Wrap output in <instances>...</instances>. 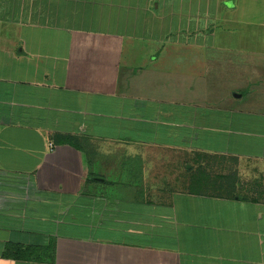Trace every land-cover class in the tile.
<instances>
[{
    "label": "crops",
    "instance_id": "obj_1",
    "mask_svg": "<svg viewBox=\"0 0 264 264\" xmlns=\"http://www.w3.org/2000/svg\"><path fill=\"white\" fill-rule=\"evenodd\" d=\"M255 1L0 0V264H264Z\"/></svg>",
    "mask_w": 264,
    "mask_h": 264
},
{
    "label": "rangeland",
    "instance_id": "obj_2",
    "mask_svg": "<svg viewBox=\"0 0 264 264\" xmlns=\"http://www.w3.org/2000/svg\"><path fill=\"white\" fill-rule=\"evenodd\" d=\"M247 3H249V1ZM243 4H245V3H243ZM262 4H263V2L262 1H259V0L258 1H255L254 3H251L252 6L250 5V7H251L249 9L250 12L253 13L254 12L253 10L254 9L257 10V8H260L259 6L262 5ZM229 62H233V61H229Z\"/></svg>",
    "mask_w": 264,
    "mask_h": 264
},
{
    "label": "trees",
    "instance_id": "obj_3",
    "mask_svg": "<svg viewBox=\"0 0 264 264\" xmlns=\"http://www.w3.org/2000/svg\"><path fill=\"white\" fill-rule=\"evenodd\" d=\"M65 141H67V142H68V139H66Z\"/></svg>",
    "mask_w": 264,
    "mask_h": 264
}]
</instances>
